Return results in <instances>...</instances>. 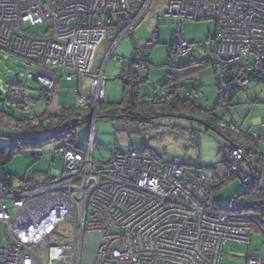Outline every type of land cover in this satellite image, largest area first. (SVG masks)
I'll return each mask as SVG.
<instances>
[{
    "label": "built area",
    "instance_id": "built-area-1",
    "mask_svg": "<svg viewBox=\"0 0 264 264\" xmlns=\"http://www.w3.org/2000/svg\"><path fill=\"white\" fill-rule=\"evenodd\" d=\"M154 1L0 0V53H10L22 65L34 68L30 76L35 74L51 93L61 91L63 81L90 79L91 91L80 96L79 107L95 108L106 95L105 65L96 67L100 49L109 43L106 62L127 65L114 51L133 37ZM156 1L165 7L162 16L173 18L180 27L176 36H181L183 21L216 24L211 64L232 77L222 84L223 93L245 89L252 77L264 75V0ZM46 24L44 33H33ZM156 44L158 29L145 47ZM177 47L178 55L185 57L196 45L181 39ZM149 69L140 49L134 71ZM26 81L25 77L20 85L6 84L11 111L30 114L36 108L28 98ZM96 119L97 114L91 120L85 152L73 147L50 150L64 162L56 177L40 181L29 174L16 186L14 179L0 176L4 226L0 264H86V248L93 251L89 264H223L229 244H251L254 225L264 234V215L217 209L216 188L232 178L249 187L252 177L244 175L241 167L250 154L261 155L256 146L241 140L238 125L221 124L231 136L229 160L197 169L182 159L136 150L98 163L93 157ZM52 120L34 121L31 129L3 122L0 127L24 134L47 129L56 133L60 127H50ZM82 122V117H76L64 125ZM260 184L264 187V169ZM247 264H264V258L249 256Z\"/></svg>",
    "mask_w": 264,
    "mask_h": 264
},
{
    "label": "rangeland",
    "instance_id": "rangeland-1",
    "mask_svg": "<svg viewBox=\"0 0 264 264\" xmlns=\"http://www.w3.org/2000/svg\"><path fill=\"white\" fill-rule=\"evenodd\" d=\"M164 11L165 7L155 0L140 25L135 29L133 38L122 41L114 53V56L118 58L132 60L135 50L143 49L145 55L149 57L150 69L140 73L141 78L148 80L140 85L141 95L148 98L161 97L165 94L162 84L166 83L171 75L174 78L187 75L186 80L181 79L177 82V85L180 86L182 99L192 98L200 107L213 110L225 123L242 126L244 132H251L253 137L259 136L260 128H264V83L253 82L245 90L237 92L232 103L227 107L218 105L219 91L216 78L217 71L219 75L221 68H216V71L210 63L199 70L195 69L198 67L196 65L188 67L191 62H207L212 58V40L216 35V24L210 21H183L181 36H176L175 33L180 27L176 25L173 18L163 17ZM48 26V24L39 26L33 30V33L41 35ZM156 29H158V44L152 48H146V41L152 38ZM181 39L195 43L196 47L192 55L185 57L178 55L176 52L177 43ZM108 53L109 43H106L100 49L96 61V67L106 64L104 75L107 81L104 100L106 104L118 103L123 97V80L118 78L123 65L121 62L113 60L106 62ZM174 62L179 67L181 64L186 67L183 69L173 68ZM33 69L22 65L19 59L10 53H0V92H2L0 120L9 122L12 120L10 117L19 115V113L12 112L7 104L6 84L20 85L25 77L27 78L25 87L28 98L38 100L33 103L42 113L43 108L41 107L44 102L41 100V96L44 88L39 83L32 81L30 73ZM90 91L91 82L88 79L81 88V95L86 97ZM56 93L60 94V99L68 102L67 109L79 107L77 95L69 94L63 88L53 94ZM99 106L96 105V107ZM95 108L91 118H93ZM90 119L81 126L69 130L63 136L56 137L44 144L40 148L41 156L39 158L31 155V150H15L12 160L5 165L4 172L0 173V176L6 174L12 177L14 185L17 186L29 174H35L37 180L45 181L53 177V171L62 172L64 170L62 156L55 157L53 153H50V150L73 147L78 151L85 152L89 147L92 135ZM153 123V125H142L129 119L97 118L93 129V157L95 161L98 163L108 162L118 153L136 150L146 154L152 152L168 159H182L189 165L210 166L217 164L222 158L229 155L228 152H224L225 145H228L227 139L215 132H208L207 128L198 122L177 117H161L154 120ZM14 134L17 133L0 127V146L7 145L10 140L8 137ZM23 135L30 136L26 132ZM242 139L246 141L243 137ZM250 141L254 142L252 138ZM248 143L252 145L250 142ZM261 150L264 154V146L261 147ZM243 189L240 179L231 180L218 190L217 203L227 206L232 198ZM3 228V224L0 223V246L3 244ZM62 233L65 235L67 232L62 231ZM92 254L93 251L90 248L85 249L84 263H90ZM252 255L264 258V234L257 225L253 227L249 246L234 243L227 246L223 264H247V257Z\"/></svg>",
    "mask_w": 264,
    "mask_h": 264
},
{
    "label": "trees",
    "instance_id": "trees-1",
    "mask_svg": "<svg viewBox=\"0 0 264 264\" xmlns=\"http://www.w3.org/2000/svg\"><path fill=\"white\" fill-rule=\"evenodd\" d=\"M136 47L138 46L136 45ZM134 53H135L134 58L132 60L119 58L128 62L127 65L122 64L123 69L120 76L118 77L119 79L123 80L122 100L118 103H110V104H106V102L104 101L98 107L97 118H106L111 120L129 119L131 121L138 122L142 125H146V124L153 125L154 124L153 121L161 117H177V118L183 117V118L201 120L205 123V127L207 128L208 132L212 130V132H215L216 134H219L228 140L227 141L228 145H225L226 148L224 149V151L227 152L229 150L230 152L232 147L229 137L231 136L230 135L227 136L226 132L221 128V124L225 123L223 119L217 116L213 110H207L200 107L196 103V101L193 100L192 98L189 99L181 98L180 86L177 85L178 84L177 82L180 81L181 79L186 80L187 75L181 76V78L180 77L174 78L171 75L168 81L162 84V90L163 92H165V94H163L161 97L148 98L141 95L140 85L143 82L142 79L145 78H141L140 73L134 71V64L137 63V59H138V49L135 50ZM192 54L193 53H191L190 55ZM147 58L150 65L149 57ZM209 63L211 64V59L208 60L207 62L195 61V62H191V65H188V67H192L196 65L198 67H196L195 69L199 70ZM185 67L186 66H183L182 64L179 67V65L176 62H174L173 64V68L183 69ZM228 72L221 70L220 74L218 75V71H217V78H216L217 88L219 91V101L217 104L226 107L232 103L237 92L241 91L239 89L232 90L229 93H223L221 91L222 84L228 83L232 79L231 75ZM253 82L264 83V75L261 78L259 76L252 77L250 84ZM52 94L53 93L44 90L41 98L46 99L49 103V101H51ZM93 109L94 107L89 109V111L85 112L80 107H78L75 110H63L58 114H53L48 111L40 113L37 108H35V110L30 114H21L17 111H12L15 113H19V115L15 117H10L12 120H10L9 122H4L3 120H0V122H3L8 125H11L12 123H16L18 125H22V126L24 125V127H28L31 129V125L34 121L48 117L50 119H53L52 125L50 127L59 125L60 128L58 127L59 129L57 130L58 132L56 131V133L47 129L43 132L36 131L34 133H31L30 136H24L23 135L24 133H22L21 131L11 130L12 132H15L17 134L8 137L10 140L7 145L0 146V173L4 172L5 165L12 160L15 150L20 151L22 149H28L31 150V152L39 151L40 154H38L37 156H41L40 148H42L44 144L49 143L56 137L63 136L73 128H77L81 126L83 123H85L87 120H89L92 117L91 115ZM90 111L91 113H89ZM76 117L83 118V122L80 125H76V126L73 124L64 125L65 122H71V120H73ZM2 128L10 130L6 127H2ZM74 149L78 151V149L76 148ZM151 154L153 153L151 152ZM37 156L35 155L36 158ZM246 163L249 165L252 171L250 175L252 177V184L249 187H245L243 184L244 187L243 191L235 195L227 206L218 204L215 198L218 207L217 209L221 212H241V211H246L249 213L253 212L256 213L257 215L262 216L264 215V187H262L260 184V175L262 170L264 169V159L263 156L261 157V155L252 153L248 156ZM189 166H193L197 169H209L213 167V166H199V165L198 166L189 165ZM241 172L244 173L243 169L241 170ZM2 175L13 180L12 177L7 176L6 174H2ZM220 187L216 188L215 197L217 196V192L220 189Z\"/></svg>",
    "mask_w": 264,
    "mask_h": 264
},
{
    "label": "crops",
    "instance_id": "crops-1",
    "mask_svg": "<svg viewBox=\"0 0 264 264\" xmlns=\"http://www.w3.org/2000/svg\"><path fill=\"white\" fill-rule=\"evenodd\" d=\"M119 46V45H118ZM117 46V47H118ZM117 47H116V49H115V51L117 50ZM115 51H114V53H115ZM123 53V52H122ZM124 55V54H123ZM105 67H106V65H105ZM105 73V72H104ZM121 74V73H120ZM120 74H119V76H120ZM141 75V74H140ZM118 76V77H119ZM86 80H88V79H85V80H82L81 82H76V81H74V82H67V81H64L63 83H64V86L62 85V88H63V90L65 89V91L66 92H69V94H75V95H77L79 98H78V104H79V100H80V96H82L81 95V88L83 87V84L85 83V81ZM107 86V85H106ZM78 90H80V93L79 94H77V91ZM55 93V92H54ZM54 96V97H53ZM60 94L59 93H56L55 95L54 94H52V96H51V101H49V103H48V101L46 100V99H44V98H41V100L44 102L43 104H42V107L41 108H43V110H42V113L43 112H45V111H48V112H50V113H53V114H58V113H60L61 111H63V110H75V109H77V108H74V109H67L66 107L68 106V102H65V101H63L62 99H60ZM34 101H38V100H35L34 99ZM36 107V106H35ZM249 110V109H248ZM40 113H41V111L40 110H38ZM240 129H241V131H242V133H243V135L241 136V140L243 141V142H246L247 144H249L248 142H250L252 145L251 146H253V147H255L256 145L254 144V142H252V141H250L251 140V138L253 139V136L254 135H252L251 134V132H244L243 130H242V126L241 127H239ZM211 131V130H210ZM262 132V127L260 128V133ZM242 137L246 140V141H244L243 139H242ZM254 140V139H253ZM228 141V140H227ZM250 145V144H249ZM225 152V151H224ZM228 152V156L227 157H225V158H222V160L220 161V162H218L217 164H220L221 162H225V161H228L229 160V158H230V152H229V150L227 151ZM32 155V154H31ZM34 156V155H33ZM35 157V156H34ZM38 158L40 157V156H37ZM217 164H215V165H217ZM215 165H210V166H215ZM242 169H243V171H244V173H246V174H244V175H251V168L249 167V165L245 162L244 163V165H243V167H242ZM53 173V177H56L60 172H57V171H53L52 172ZM53 177H51V178H53ZM251 177V176H250ZM233 179H235V178H232L231 180H233ZM239 179V178H238ZM230 180V181H231ZM229 181V182H230ZM228 182V183H229ZM237 213H249V212H246V211H241V212H237ZM251 213V212H250ZM253 213V212H252ZM253 214H255V215H257L256 213H253ZM249 257V256H248ZM248 257H247V259H248Z\"/></svg>",
    "mask_w": 264,
    "mask_h": 264
},
{
    "label": "bare ground",
    "instance_id": "bare-ground-1",
    "mask_svg": "<svg viewBox=\"0 0 264 264\" xmlns=\"http://www.w3.org/2000/svg\"><path fill=\"white\" fill-rule=\"evenodd\" d=\"M253 139H254V144L256 145V147L258 148V150L260 151L264 159V154L262 153V150H261V147L264 146V128H262V132L259 134V136H255L253 137Z\"/></svg>",
    "mask_w": 264,
    "mask_h": 264
},
{
    "label": "water",
    "instance_id": "water-1",
    "mask_svg": "<svg viewBox=\"0 0 264 264\" xmlns=\"http://www.w3.org/2000/svg\"><path fill=\"white\" fill-rule=\"evenodd\" d=\"M31 77H32V81H33L34 83H38V81H37V76H36L35 74H32ZM1 98H2V92H0V100H1ZM96 111H97V107L95 108V112H96ZM180 118H182V119H187V120H191V121H195V122H198V123H200V124H202V125L205 126V123H204L203 121H201V120L189 119V118H183V117H180ZM211 131H212V130H211ZM30 154H31V153H30Z\"/></svg>",
    "mask_w": 264,
    "mask_h": 264
},
{
    "label": "clouds",
    "instance_id": "clouds-1",
    "mask_svg": "<svg viewBox=\"0 0 264 264\" xmlns=\"http://www.w3.org/2000/svg\"><path fill=\"white\" fill-rule=\"evenodd\" d=\"M108 62H109V61H108ZM105 65H106V64H105ZM105 69H106V67H105ZM31 75H32V74H31ZM37 81H38V80H37ZM97 113H98V107H97V111H96V112H95V110H94V115L97 114ZM91 120H92V119H91ZM91 120H90V121H91ZM30 153H32V152H30Z\"/></svg>",
    "mask_w": 264,
    "mask_h": 264
}]
</instances>
